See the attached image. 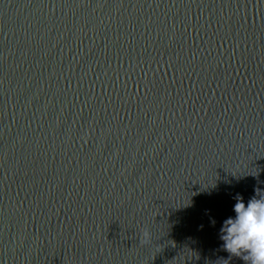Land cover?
I'll return each mask as SVG.
<instances>
[{
	"label": "water",
	"instance_id": "95a60500",
	"mask_svg": "<svg viewBox=\"0 0 264 264\" xmlns=\"http://www.w3.org/2000/svg\"><path fill=\"white\" fill-rule=\"evenodd\" d=\"M255 189L264 0H0V264H245Z\"/></svg>",
	"mask_w": 264,
	"mask_h": 264
},
{
	"label": "clouds",
	"instance_id": "9594fccd",
	"mask_svg": "<svg viewBox=\"0 0 264 264\" xmlns=\"http://www.w3.org/2000/svg\"><path fill=\"white\" fill-rule=\"evenodd\" d=\"M257 196L247 203L237 194L233 206L234 216L226 218L219 229L221 248L233 256L241 258L245 264H264V192L254 190ZM210 224L215 220L210 218ZM146 246L154 244L151 232L145 230L139 241ZM221 261H218L220 264Z\"/></svg>",
	"mask_w": 264,
	"mask_h": 264
}]
</instances>
